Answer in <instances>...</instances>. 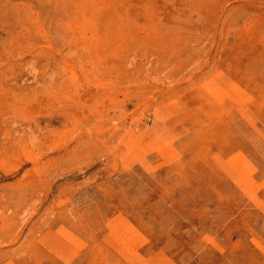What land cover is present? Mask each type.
Returning <instances> with one entry per match:
<instances>
[{
	"label": "rangeland",
	"instance_id": "obj_1",
	"mask_svg": "<svg viewBox=\"0 0 264 264\" xmlns=\"http://www.w3.org/2000/svg\"><path fill=\"white\" fill-rule=\"evenodd\" d=\"M0 264H264V0H0Z\"/></svg>",
	"mask_w": 264,
	"mask_h": 264
},
{
	"label": "bare ground",
	"instance_id": "obj_2",
	"mask_svg": "<svg viewBox=\"0 0 264 264\" xmlns=\"http://www.w3.org/2000/svg\"><path fill=\"white\" fill-rule=\"evenodd\" d=\"M245 12V11H244Z\"/></svg>",
	"mask_w": 264,
	"mask_h": 264
}]
</instances>
